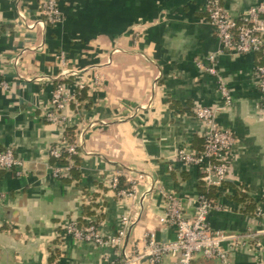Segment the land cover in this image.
<instances>
[{"label":"crops","instance_id":"crops-1","mask_svg":"<svg viewBox=\"0 0 264 264\" xmlns=\"http://www.w3.org/2000/svg\"><path fill=\"white\" fill-rule=\"evenodd\" d=\"M264 0H222L233 17ZM206 0H62L61 20L39 25V0H0V151L13 148L21 174L0 170V264H153L142 255L151 235L175 240L163 225L173 193L192 216L202 193L196 168L176 152L202 149L206 125L194 115L223 103L216 79L196 66L218 43L207 21ZM256 54L219 55L217 71L231 106L216 115L235 144L230 178L208 191L218 205L208 216L213 231L243 234L264 230V118L255 68ZM65 71V75L63 72ZM85 97L64 114L76 127L79 179L51 175L49 148L64 130L46 123L44 112L56 86ZM115 173L135 184V199L108 188ZM131 224L118 247H99L63 236L70 222L94 221L113 235L120 218ZM231 264H264V237L230 249ZM163 256L160 264H172ZM191 264H222L196 255Z\"/></svg>","mask_w":264,"mask_h":264},{"label":"built area","instance_id":"built-area-1","mask_svg":"<svg viewBox=\"0 0 264 264\" xmlns=\"http://www.w3.org/2000/svg\"><path fill=\"white\" fill-rule=\"evenodd\" d=\"M61 1L39 0L40 26L55 25L61 20ZM205 11L207 21L216 36L218 49L204 59L197 60L195 64L204 73L215 77L223 103L217 108H200L194 111L196 118L206 125L202 149L198 152L179 149L175 155L181 164L197 169L205 192L198 194L192 216L184 212L183 204L175 194L160 192L166 205L159 222L174 227L176 238L172 242L158 244L154 236H150L144 253L139 257L147 256L153 264H160L162 257L167 255L172 258V264H191L196 255H201L205 259L218 260L222 264H231L223 243L230 242V249L236 250L245 246L246 240L253 235L260 234L264 237V230L243 234L213 231L207 220L209 214L218 208V205L208 198V190L221 188L230 178V160L235 144L233 134L218 127L215 121L218 111L226 110L231 106L229 90L217 71L218 56L256 54L262 50L264 47V3L252 6L240 16L233 17L220 0H206ZM255 75L260 94L261 116L264 118V66H257ZM0 88H8L5 81L0 80ZM79 88L78 91L82 90L83 86L79 85ZM76 95L77 91L69 92L62 84L57 85L44 112L45 122L56 125L62 130L71 127V118L64 114V110L77 102ZM63 153L67 154L66 164H51V175L56 179L68 176L69 169L74 163L72 156L80 154L79 143L77 141L68 143L63 135L59 142L49 148L48 155L49 158L59 159ZM22 168L23 162L16 157L13 148L0 151V170H15L17 174H21ZM119 177L121 175L115 173L107 185L108 188L119 198L135 199L137 188L133 183L126 190H116ZM263 212L261 207H257L255 215L261 216ZM130 224L131 216L129 212H126L120 218L116 233L103 236L99 233L94 221L84 227L73 221L63 227V236L99 247H118L126 237ZM120 264H131V261L125 258Z\"/></svg>","mask_w":264,"mask_h":264},{"label":"trees","instance_id":"trees-1","mask_svg":"<svg viewBox=\"0 0 264 264\" xmlns=\"http://www.w3.org/2000/svg\"><path fill=\"white\" fill-rule=\"evenodd\" d=\"M220 1L222 3V0H220ZM256 56L259 59L257 66L258 67L264 66V47L262 48V50L259 53H256ZM84 97H85L84 90L77 91L76 98L79 101L80 100L82 101L84 99ZM63 135H64V137L68 143L75 142L77 139L76 127L71 126V127L66 128L64 130ZM66 157H67V154L63 153L59 159L50 158V162H51V164L57 163L60 165H64L67 163ZM72 159H73L74 163H73V166L69 169L68 176L60 178L59 180L64 181V182H70V181L79 179V176H80V173H79V164H80L79 156H72ZM129 185H130V183L126 182V179L123 176H121L118 178V185H117L116 190L117 191L118 190H126V189H128ZM215 189H217V188H210L208 191H210V190L212 191ZM204 192H205V188L203 187L202 193H204ZM217 192H220V190H218ZM207 196L210 199L209 193L207 194ZM256 208L257 207H254L253 212H252V214H254V215H255Z\"/></svg>","mask_w":264,"mask_h":264}]
</instances>
